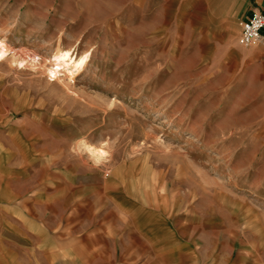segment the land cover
<instances>
[{
	"label": "rangeland",
	"instance_id": "obj_1",
	"mask_svg": "<svg viewBox=\"0 0 264 264\" xmlns=\"http://www.w3.org/2000/svg\"><path fill=\"white\" fill-rule=\"evenodd\" d=\"M91 2L0 0V39L16 60L0 63L2 163L40 151L50 165L97 168L164 221L202 219L231 264H264L261 96L168 61L163 30ZM74 51L77 75L53 79L50 61Z\"/></svg>",
	"mask_w": 264,
	"mask_h": 264
},
{
	"label": "crops",
	"instance_id": "obj_2",
	"mask_svg": "<svg viewBox=\"0 0 264 264\" xmlns=\"http://www.w3.org/2000/svg\"><path fill=\"white\" fill-rule=\"evenodd\" d=\"M91 3L112 13L130 10L143 30L164 31L168 61L196 64L212 79H236L239 91L260 95L264 106V29L254 46L238 43L241 23L264 15V0ZM16 154L13 162L0 159V264L232 263L229 248L205 242L202 219L195 226L175 211L164 221L97 168L50 165L40 151Z\"/></svg>",
	"mask_w": 264,
	"mask_h": 264
},
{
	"label": "bare ground",
	"instance_id": "obj_3",
	"mask_svg": "<svg viewBox=\"0 0 264 264\" xmlns=\"http://www.w3.org/2000/svg\"><path fill=\"white\" fill-rule=\"evenodd\" d=\"M9 47L5 43L4 40L0 39V63L6 61V60H11V63L15 64L16 60L14 55L9 57ZM13 50L10 51L12 53ZM72 55L68 57L67 55ZM16 55V53H15ZM56 58L58 59L57 61H50L49 67H47V71L51 75V77L55 80H59V77H64L66 80L68 78H73L74 76L77 75V54L74 52H69L67 54L61 55L60 53L57 54ZM81 61L85 62V57L81 58ZM20 64V63H19ZM40 64V63H39ZM83 142V141H82ZM78 144V143H77ZM78 151V150H77ZM88 151H93L92 148H88ZM92 153V152H91ZM93 154H96L98 158H103L105 155V152L101 149L96 150V152H93Z\"/></svg>",
	"mask_w": 264,
	"mask_h": 264
},
{
	"label": "built area",
	"instance_id": "obj_4",
	"mask_svg": "<svg viewBox=\"0 0 264 264\" xmlns=\"http://www.w3.org/2000/svg\"><path fill=\"white\" fill-rule=\"evenodd\" d=\"M264 29V15L253 13L252 16L241 23L238 43L242 47H251L261 40Z\"/></svg>",
	"mask_w": 264,
	"mask_h": 264
}]
</instances>
